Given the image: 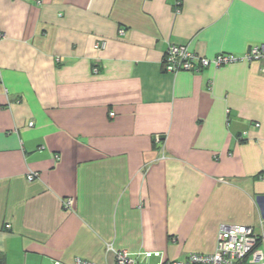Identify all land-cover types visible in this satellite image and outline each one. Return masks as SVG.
I'll return each mask as SVG.
<instances>
[{
    "label": "crops",
    "instance_id": "crops-1",
    "mask_svg": "<svg viewBox=\"0 0 264 264\" xmlns=\"http://www.w3.org/2000/svg\"><path fill=\"white\" fill-rule=\"evenodd\" d=\"M0 33L6 264H155L213 253L222 225L264 232V60L243 58L264 0H0ZM170 44L239 59L167 72Z\"/></svg>",
    "mask_w": 264,
    "mask_h": 264
},
{
    "label": "built area",
    "instance_id": "built-area-1",
    "mask_svg": "<svg viewBox=\"0 0 264 264\" xmlns=\"http://www.w3.org/2000/svg\"><path fill=\"white\" fill-rule=\"evenodd\" d=\"M123 32V31H121ZM0 33V40L4 38ZM107 46L105 41L95 43L97 51L104 50ZM250 61L264 60V44L252 46L243 57ZM239 57L228 54H220L214 58L201 56L185 45L170 44L162 60V65L167 72H179L188 70L201 72L212 63L220 66L224 63L236 61ZM98 72L96 64L93 68ZM111 116L115 112L110 113ZM33 125V122H30ZM156 143L163 142L161 136L155 137ZM36 173H29L28 180H34ZM9 227V226H8ZM147 258L158 257L155 264H264V232L260 233L252 226L247 225H222L217 236L216 248L213 253H189L180 259H167L161 252H146ZM139 256V255H138ZM138 256H134L127 250L114 251L113 264H142ZM53 264H66L55 261ZM72 264H100L98 262L77 257Z\"/></svg>",
    "mask_w": 264,
    "mask_h": 264
},
{
    "label": "trees",
    "instance_id": "trees-1",
    "mask_svg": "<svg viewBox=\"0 0 264 264\" xmlns=\"http://www.w3.org/2000/svg\"><path fill=\"white\" fill-rule=\"evenodd\" d=\"M0 264H6L5 258L3 255L0 254Z\"/></svg>",
    "mask_w": 264,
    "mask_h": 264
}]
</instances>
